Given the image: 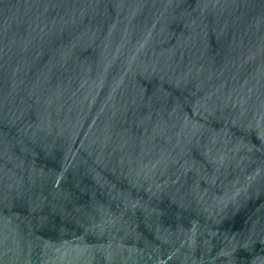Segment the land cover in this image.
<instances>
[{
  "label": "water",
  "instance_id": "1",
  "mask_svg": "<svg viewBox=\"0 0 264 264\" xmlns=\"http://www.w3.org/2000/svg\"><path fill=\"white\" fill-rule=\"evenodd\" d=\"M0 264H264V0H0Z\"/></svg>",
  "mask_w": 264,
  "mask_h": 264
}]
</instances>
